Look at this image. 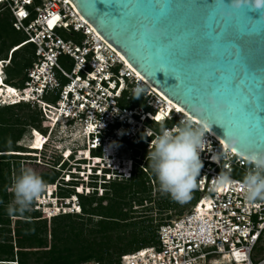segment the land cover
<instances>
[{"label":"built area","instance_id":"obj_1","mask_svg":"<svg viewBox=\"0 0 264 264\" xmlns=\"http://www.w3.org/2000/svg\"><path fill=\"white\" fill-rule=\"evenodd\" d=\"M2 11H10L14 28L36 48L24 87H12L17 92L12 105L26 104L44 113L48 132H39L44 143L40 152L55 148L61 155L57 168L66 162L81 165L80 171L70 170L80 176L68 173L65 182L88 184L96 181L94 177L100 182L101 176H106L104 181L120 180L121 176L106 171L127 158L132 174L136 152L149 153L152 138H144L148 129L154 138L161 125L171 128L181 120L201 124L150 85L68 0H0ZM9 64L0 63L5 81ZM138 86L145 89L143 105L133 107ZM157 115L163 119L157 120ZM78 140L86 141L84 148L76 145ZM207 141L195 207L163 224L155 245L123 256L120 264H264V200L245 198L242 180L249 170L247 158L225 148L211 132ZM62 144L68 147L62 150ZM222 173L231 177V184H219L216 179ZM57 207L59 213H67ZM44 215L51 217L48 212Z\"/></svg>","mask_w":264,"mask_h":264},{"label":"water","instance_id":"obj_2","mask_svg":"<svg viewBox=\"0 0 264 264\" xmlns=\"http://www.w3.org/2000/svg\"><path fill=\"white\" fill-rule=\"evenodd\" d=\"M68 1L150 85L234 152L264 153V13L233 9L231 0ZM225 131L239 139L235 148Z\"/></svg>","mask_w":264,"mask_h":264},{"label":"rangeland","instance_id":"obj_3","mask_svg":"<svg viewBox=\"0 0 264 264\" xmlns=\"http://www.w3.org/2000/svg\"><path fill=\"white\" fill-rule=\"evenodd\" d=\"M10 59V57H9ZM61 65L66 69L70 70V65L65 64L64 62H61ZM14 76L16 77H22L20 69H16L13 71ZM47 102H53V101H47ZM133 103L135 106H142V98L140 99H133ZM30 109L20 110L16 109V112L23 117L25 115L26 118H30V114H39L41 125H40V131L43 133L47 132L48 123L44 119V113L40 111L39 109L33 108L30 106ZM24 120V119H23ZM22 128H24V125H22ZM33 128L30 126H26L25 128V134L22 138V140L18 143V146H22L24 151L31 152V132H33ZM61 140V138H60ZM85 143V140H78L76 142V145H79L80 147H83ZM59 144V143H57ZM61 144V143H60ZM62 150H64L66 147H68L66 144H62ZM79 149V148H78ZM33 152V151H32ZM30 154V153H29ZM0 155H6V154H0ZM36 156L32 154V156H28L26 158H30L31 160H18V159H11L10 161H6L7 168L10 167L13 180L16 178L20 172L22 166L32 167L34 168L42 177H47L48 175L53 174L51 170V166L56 165L57 162H59L61 155L55 148H49L45 150L44 152H39ZM32 159H37V162L33 161ZM42 159L43 165L38 164L39 161ZM61 161V160H60ZM46 163V164H45ZM19 164V165H18ZM127 166L130 168V165L125 162L124 167ZM59 170V168H57ZM121 173L120 180H117L116 183H130L128 181H132V179L135 177L130 172L127 173ZM63 173L61 174V176ZM139 177H143L148 182L150 180V187L152 188V192H150L148 198H146L145 202H139L138 200L134 199V197H129L128 199H124L121 202L119 201V204L121 206L116 207L118 210H123V214L126 215L124 220H120L118 225H113V228L108 231L107 233L100 231V223L103 222L101 217L94 216L91 217L89 215H81L80 217L74 216L76 214H68L70 216L63 215L61 213V216L57 218L55 217H49L47 215H44L45 212H49L50 210H55L57 205L50 206L49 202L58 203V206L60 209H67L65 212H72V207L77 210H79V207L81 205V202L79 198L77 200H73L72 206L69 208L68 203L70 199L62 200V197L69 196V193L71 191H74L77 195L79 193H84L83 195H87L89 191H87L88 185L87 183L84 185V188H82V185H79L74 187V190H70V188L61 189V186H58L57 184L52 186V188L49 187V189L54 192L56 189L58 190L55 193V198H58V202H56V199H50L49 193L45 192L39 200L35 201L34 204L31 207L30 211H27V213L33 217L36 218L34 225L32 227L26 228L25 225L17 224L18 220L23 218H17L13 216H7L5 219H8L9 222H7V225L0 226V243H5L4 241H12L14 247L16 248V253L18 252L16 239L18 240L17 235V228L20 226V240L23 243L24 252L27 255L28 261H30L32 264H66L65 260H60L59 256L57 254H61V250H65V247H68L69 249H72L73 251V257H81V256H88V255H95L100 256L102 254L103 264H118L119 261L117 260L118 257L116 256L115 263L112 262V260L109 258L110 255L106 254L105 251L107 249H110L113 253L121 252V251H133L136 249L140 244V238L138 235L141 233H144L147 229L150 228V230L156 229L161 224H164L170 219H174L177 217H180L184 215L185 213L191 211L192 206L194 205V202H188L178 209H167L166 207V201L173 200L170 196L162 194L159 191V188L157 186V180L151 171V169H148V172L145 176L141 175ZM238 177V176H237ZM112 181V180H110ZM67 183V182H65ZM101 184H99L98 189V196L97 199H104L106 197H109V199L113 200L112 198L115 197L114 188L110 186V189L108 191L101 192L100 187ZM90 187V186H89ZM67 191V192H65ZM93 193V190L91 191ZM107 194L109 196H107ZM9 197V201L5 205L7 209L13 202V195L10 192V188L7 193ZM46 195V197H45ZM63 195V196H62ZM82 195V194H81ZM141 197H136L137 199L141 200ZM48 202L49 204L46 206H41L40 203ZM74 204V205H73ZM110 205V200H104V203L102 204V212L107 213L108 210H106ZM76 206V207H75ZM100 202L94 203L92 207H89V209H93V211H96L99 209ZM72 208V209H71ZM71 209V210H69ZM57 214L59 213L56 211ZM97 213H100L98 211ZM117 223V222H115ZM137 224V227H134V225ZM10 230L11 232H4L3 230ZM67 230V231H66ZM139 239V240H138ZM139 241V243L137 242ZM133 249V250H132ZM52 251H56V258H52L50 253ZM65 253V252H63ZM100 254V255H99ZM60 260V261H59ZM111 260V261H110ZM112 262V263H111ZM118 262V263H117Z\"/></svg>","mask_w":264,"mask_h":264},{"label":"trees","instance_id":"obj_4","mask_svg":"<svg viewBox=\"0 0 264 264\" xmlns=\"http://www.w3.org/2000/svg\"><path fill=\"white\" fill-rule=\"evenodd\" d=\"M28 42V38L25 34L18 32L14 28V18L10 11H2L0 12V63L1 62H7L9 61L10 64L5 68V76H6V85H9L11 87H18L22 88L24 87V83L26 81L27 72L32 67L33 63L36 60V48L33 44H26ZM10 57V59H9ZM16 69H20L22 77H16L13 74V71ZM131 105L134 107V103L131 102ZM16 109L25 110L30 109V106L26 104H19L14 106H0V154H6V155H0V226L7 225V222H9V218L5 219L7 216H13L17 218H23L18 220V225L22 224L25 225L26 228L32 227L34 223H36V218L31 217L27 212H24L23 214L17 212L14 215H9L8 209L5 206L7 202L9 201V197L7 195L9 188H11L13 177L10 170V167L7 168L6 161H10L11 159H18V160H31L28 157V154L31 152L24 151L22 146H18V143L22 140L24 134H25V128L26 126H30L34 130L40 131V115L39 114H28L30 115V118H26L27 115L21 116L19 112H16ZM24 119V120H23ZM22 125H24V128H22ZM48 132V131H47ZM45 132L44 134H47ZM43 133V132H42ZM147 155L148 153H139L136 152L135 158H134V168H133V175L135 176L132 181H128L130 183H116L117 181H109L104 182L100 187V191H108L110 189V186L114 188L115 197L109 199V197H106L104 199H97L98 196V187H99V178L94 177L96 180L93 183H90V188L93 190L92 192H88L87 195H83L84 193H79L78 195L71 191L69 193V196L62 197V200L65 199H72L74 197L79 198L81 205V214H76L74 216L80 217L81 215H89L91 217L98 216L101 217L103 220L102 223H100V231L102 233H107L113 228V225H118L120 220H124L126 217L125 214H123V210H118L116 207L121 206L119 204V201L121 202L124 199H128L129 197H134V199L138 200L139 202H145L146 198H148L150 192H152V188L150 187V180L147 182L145 178L139 177L140 174L145 176L148 172V162H147ZM139 156L140 160H137L136 157ZM36 162L37 159H32ZM59 162L56 163V165H52L50 168L52 170L51 175H48L47 177H43V179L46 181V183L49 186L58 185L61 186V189L70 188V190H74V187L79 185H82L84 188L85 182L84 181H73L70 183H65L64 179L61 176V171L57 170V166ZM19 165V164H18ZM147 170V172L145 171ZM76 178V177H75ZM106 180V179H105ZM158 186V182H157ZM159 188V186H158ZM67 192V191H65ZM68 193V192H67ZM82 194V195H81ZM63 196V195H62ZM107 196H109L107 194ZM141 197L140 199H137L136 197ZM166 201V207L167 209H178L182 205L191 202H194L195 207L197 204L200 195L197 191H193L191 193V198L186 203H178L174 200ZM104 200H110V205L106 207L108 210L107 213L102 212V204L104 203ZM100 202L99 209L96 211H93V209H89V207H92L94 203ZM105 209V208H104ZM103 209V210H104ZM100 211V213H97ZM71 215V214H70ZM68 215V216H70ZM67 216V215H66ZM60 217V216H59ZM57 218V217H56ZM172 220V219H170ZM169 221V220H168ZM117 222V223H115ZM166 223V222H165ZM164 223V224H165ZM158 226L156 229L153 230L147 229L144 233H141L138 235L140 238L141 244L136 248L132 249L133 251H121L117 253H113L110 249H107L106 254L110 255L109 258L112 260L113 263L116 261V256L118 257V261L121 263V258L123 256L129 255L131 253H134L136 251H139L144 248L151 247L156 244L157 242V233L159 228L162 226ZM138 225L135 224L134 227H137ZM4 232H11L10 230H3ZM67 231V230H66ZM20 226L17 228V235L18 240L16 239L17 248L19 249L16 253V248L13 245L12 241H4L5 243H0V264H32L27 259V255L23 251L25 246H23L22 241L20 240ZM139 240V239H138ZM139 243V241H137ZM65 250H61V254H57L59 256L60 260H65L66 264H82L87 262H98L100 264L102 263L103 256L102 254L100 256H81V257H73V251L72 249H69L68 247L64 248ZM65 252V253H63ZM52 258H56V251H52L50 253ZM58 259V258H56ZM59 260V261H60ZM110 260V261H111ZM115 260V261H113ZM111 262V263H112ZM52 264V263H47ZM110 264V263H109Z\"/></svg>","mask_w":264,"mask_h":264},{"label":"clouds","instance_id":"obj_5","mask_svg":"<svg viewBox=\"0 0 264 264\" xmlns=\"http://www.w3.org/2000/svg\"><path fill=\"white\" fill-rule=\"evenodd\" d=\"M221 2L224 3L223 0H221ZM227 5L233 9L247 7L251 12L264 13V0H231V3ZM175 79L179 81L176 77ZM6 86L12 88L9 85ZM144 92L145 89L138 86L134 89L132 98L138 100L141 96H143ZM192 111L200 116H203L206 108L204 106H194ZM211 129L206 122L197 126L191 121L181 120L179 124L173 125L171 128L166 125H161L159 131L154 134V138L150 129L146 131L144 138H152L149 146V153L147 155L148 167L153 172L158 182L159 191L162 194L170 196L174 201L181 204L190 200L191 193L197 188V182L201 175V171L204 168V162L201 159V154L208 150L209 142L207 141V135ZM225 136L228 137L231 147L235 148L239 144V139L230 136L227 131H225ZM85 145L86 141L82 148H84ZM32 151L28 154V156L36 154ZM39 152H37V154ZM72 152V156L74 158L77 152H75V150ZM213 159L216 160V157L214 156ZM87 162V160H81V164H86ZM125 162L128 163L127 158L121 161V164L118 165L116 169H109L106 172L112 171L113 175L117 174L119 176H121L120 172H130L131 165L130 168L127 166L124 167ZM130 162H133V160ZM247 163L249 165V170L242 180L245 190V198L249 202L264 200V153L254 152L250 154L247 156ZM72 168L76 172L82 169L80 164L78 166H69L68 162L64 163L59 168L61 173H63V179L71 172L70 170ZM126 168L128 171L125 170ZM133 168L134 166H132V169ZM70 176L79 177L80 174L73 172L70 173ZM105 178L106 176H101V180L99 182L101 185L104 184V182H109L104 181ZM216 180L219 184L224 186L232 183L231 177L224 175L223 173ZM112 181L117 180L114 179ZM89 184L90 183H88V185ZM49 187L52 188V186ZM47 189L48 184L34 168L22 166L20 174L14 178L10 188V192L13 195V202L8 208L9 215H14L17 212L23 214L24 212L30 211L34 202L39 200L45 192H49ZM57 189L52 193V195H49L50 199L55 198L54 195L58 191ZM87 190L91 191V188L88 186ZM58 198L59 197L55 198L56 202L59 201ZM74 198L67 200L70 201L67 207L70 208L72 206ZM49 205L58 206V203L56 204L50 202ZM72 208V211H75L74 213L67 212L63 215L81 214L80 207L79 211H77V208L75 209L74 206ZM57 216H61V213H58ZM57 216H54V218Z\"/></svg>","mask_w":264,"mask_h":264},{"label":"bare ground","instance_id":"obj_6","mask_svg":"<svg viewBox=\"0 0 264 264\" xmlns=\"http://www.w3.org/2000/svg\"><path fill=\"white\" fill-rule=\"evenodd\" d=\"M2 73L3 72H2V69H1V66H0V106H9V105H12V104L16 103V102L12 103L11 101L17 100L15 98L17 92L15 90H13L12 88L6 86L5 81L3 79V76H2ZM30 135H31V139H32V141H31V145H32L31 149L32 150H41L43 145H44L43 139L41 137V134L37 130H35V132H31ZM224 146H225V148H228L227 145L224 144ZM125 170L128 171L127 168ZM47 191L50 192L49 195H52V193H53L52 189L50 190L49 187H48ZM74 200H77V198H74ZM49 203L45 201L43 203H40V205L44 206L46 204V206H47ZM57 208L55 210H53V211L50 210L48 212V213H51V217L57 216V212H56Z\"/></svg>","mask_w":264,"mask_h":264},{"label":"snow or ice","instance_id":"obj_7","mask_svg":"<svg viewBox=\"0 0 264 264\" xmlns=\"http://www.w3.org/2000/svg\"><path fill=\"white\" fill-rule=\"evenodd\" d=\"M21 15H23V13H21ZM55 19L58 20L59 17H56ZM53 23H55V20L52 21V22H50V25H49V26H51ZM177 111H179V109H177ZM155 118H156L157 120H162V119H163V117L160 116V115H157ZM235 255L237 256V258L240 257V253H239V252L235 253Z\"/></svg>","mask_w":264,"mask_h":264},{"label":"flooded vegetation","instance_id":"obj_8","mask_svg":"<svg viewBox=\"0 0 264 264\" xmlns=\"http://www.w3.org/2000/svg\"><path fill=\"white\" fill-rule=\"evenodd\" d=\"M145 171L147 172V170L145 169ZM132 173H133V170H132Z\"/></svg>","mask_w":264,"mask_h":264}]
</instances>
